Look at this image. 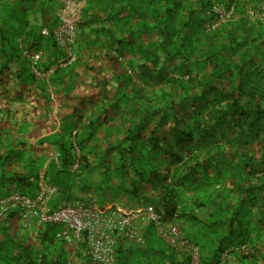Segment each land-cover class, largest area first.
<instances>
[{
	"label": "trees",
	"instance_id": "1",
	"mask_svg": "<svg viewBox=\"0 0 264 264\" xmlns=\"http://www.w3.org/2000/svg\"><path fill=\"white\" fill-rule=\"evenodd\" d=\"M262 2L264 0H148L147 6L153 5L151 10L155 13L153 22L162 35L159 44H165V48L162 46L161 53L152 59L138 62L131 75L113 57L107 78L104 74L103 79H92L89 83L90 86L97 82L104 85L105 81H110L112 87L105 84L102 89L115 98L108 109L115 112L117 105L122 103L124 113L117 120V125L124 130L120 133L112 124L114 135L104 142L106 145L101 152L92 155L101 165L114 154L119 162L117 171L131 182L126 192L163 211L166 223L177 224L180 229L181 221L187 216L195 220L205 217L204 221L214 216L204 201L198 199L190 201L191 211L179 206L176 196L179 189L182 197L189 193L243 195L239 203L226 198L217 203V212L220 209L224 212L213 224L226 223L229 232L219 242L213 256L201 257L202 261L211 263H216L225 250L232 248L224 264H264V49L258 47V57L250 48L259 38L255 34V25H263V22L250 20L249 17L254 16L246 9L256 10ZM215 3L227 8L232 6V18H237V22L228 21L208 32L205 25L214 19L210 10ZM48 38L52 40L50 36ZM125 42L127 46L133 45L131 34ZM14 50L13 61L18 62V69L12 70L7 61L0 64V144L8 143L10 137L13 147L31 150L32 155H27L28 160L21 162L18 160L21 153L0 151V185L8 191L7 195L17 187L20 193L27 194L28 191L27 196L34 197L38 193L41 160L47 157L33 151L34 145L30 143L38 132L52 129L51 114L53 108H59L51 103L54 96L66 102L70 96L76 100L84 99L85 92L66 85L52 88L54 95L46 83L35 80L29 68L33 53L25 56ZM127 50L123 48L121 52L130 60ZM150 50L153 49L147 52ZM57 59L49 66L42 62L38 69L48 71ZM76 61L77 55L72 65L54 69L47 76L48 82L60 83L57 75L70 72ZM70 73L72 76V71ZM132 76L143 83H133ZM154 84H157L156 94H153ZM152 94L156 95L155 99ZM72 107L84 112L83 103H72ZM150 109L156 114L155 119L146 117ZM81 117H77V124L63 138L57 131V162L51 159L43 169L45 183L55 188L48 201L49 208L78 200L79 194L89 189L81 180L78 183V179L85 178L84 174L92 170L91 166H98L88 154V137L84 140L80 133L85 132L86 127L94 129L108 121ZM21 163L25 167L19 168ZM74 163L76 169H72ZM103 171L105 175L111 174L109 169ZM201 180L205 185H212L211 189L201 188L198 183ZM232 208L235 211H231ZM242 211L244 216L240 214ZM16 218L19 219L18 211L10 210L0 218V224ZM56 226L43 225L34 240L53 239L52 230ZM147 229L142 246L149 247L141 257H146L151 249V255L160 258L151 264H178L176 252L159 243L151 227ZM31 230L15 240L32 238ZM64 244L52 264H71L72 256L75 254L80 258L79 254L85 248L83 242L72 248ZM125 245L121 236L116 250L118 264H125L131 254L130 248L135 247ZM31 247L19 243L15 251L19 257L23 252L29 257Z\"/></svg>",
	"mask_w": 264,
	"mask_h": 264
},
{
	"label": "crops",
	"instance_id": "2",
	"mask_svg": "<svg viewBox=\"0 0 264 264\" xmlns=\"http://www.w3.org/2000/svg\"><path fill=\"white\" fill-rule=\"evenodd\" d=\"M147 1L77 0L79 19L76 28V41L74 47L77 61L72 67V76L70 73L71 71L65 72L64 74L60 73V75L58 74L57 77L60 78V83L48 82L47 76L49 73L47 71H41L40 69L39 71L45 74L40 78L35 75L33 76L36 81L46 83L47 88L52 91L54 95L55 93L52 88H60L68 85L73 88L78 87L80 90L84 91L85 98L76 100V97L72 98V96H70L69 100L64 102L59 100L60 97L59 99L57 96L53 97L51 103L56 107L59 105V108H53L51 114V118L54 121L51 127L52 129L50 131L38 132L37 136H35L30 143L34 145L33 151H38L40 154L44 153V155L46 154V160H41L40 171H43L47 162L52 159L51 154H55L58 149V144L56 142L57 131L60 132L61 137H64L66 135L65 133L69 132V129L77 124V117L79 116H82L81 118L86 120L106 119L108 121L95 126L94 129L86 127L84 129L85 132L80 133V135L82 134V136H84V140L88 137L86 146L88 148V154H90L92 158L95 157L92 155L93 153L102 151V147L104 148L106 145L104 142L109 139L108 137L114 135L113 133L115 132H113L111 128L112 124L116 126L115 128H117L120 133L121 130H124V127L120 128V126L117 125V120L124 116L121 110L123 107L122 103L117 105L118 109L115 112H112L108 108L111 101H114L115 98L110 96L109 93L106 94V92H102V89L105 88V84L111 88L112 83L110 81H105L103 85V83L99 84L95 81L96 85L91 84V86L89 83L92 79H103L104 74L106 75L105 78H107L106 72H109L110 61L113 57L117 58L120 65L127 68L128 74L131 75L132 68L136 67L138 62L152 59L161 53L162 46L165 48V44H159L161 41L159 37L161 36L162 38V35L153 22V17L155 16V13L151 10L153 5L151 6V4H149L147 6ZM131 3H134V6H131ZM59 7V0H0V64L3 61H7L12 65V70L16 71L18 69V62L14 63L13 61V56L15 55V52L13 53V51H15L14 48L25 56L28 53L36 52L35 49H38L37 51L41 53V58L37 64L38 67L41 66L42 62L49 66L54 59L59 58V56L61 57L63 55L62 51L58 47L52 45V40L41 32L46 29L50 31L53 29V26L57 25ZM250 8L251 7H247L246 9L249 10ZM249 19L257 21L256 17H249ZM230 21L236 23L237 18H232ZM207 25H209V23ZM254 29L256 36L259 38L255 42H252L250 48L260 57L258 47L262 50L264 49V24L255 25ZM130 34L132 38H134V42L132 46H127L128 44L126 45L125 41ZM34 44L35 46L31 47ZM123 48L128 49L126 55L130 60L125 59V53L121 52ZM149 49H153L152 52L151 50L147 52ZM131 80L135 84L141 85V83H143L133 76ZM143 86L146 87L145 84H143ZM153 90V94L158 93L157 84L153 85ZM153 94L152 97H154ZM155 98L156 95L153 99ZM72 103L73 105L83 103L84 112L81 113L73 109ZM155 103H157V101H155ZM146 117L155 119L156 114H152L150 109L149 111L147 110ZM8 138V143L0 144V151L6 149L11 150L13 154L21 153V159L18 158V160L26 162L28 156L32 155L31 150L25 151L23 147L17 146L16 144L15 146H17V148L13 147L14 143L11 142L12 140L10 137ZM63 141H66V137ZM109 157L110 159L107 163L101 162V165H99L100 161L98 162V158H94V162L97 163L98 166H91L92 170L85 172V178L82 177L78 179V183L81 180V182H84L83 185L89 189L80 193L78 200L75 201L84 203L85 205H93L95 208L101 209L106 206L118 207L125 213L140 211L146 203L140 198L133 197L126 192L127 188H130L131 182L117 171L119 162L116 161L114 154H110ZM21 166L25 167V164L21 163L18 167L20 168ZM104 168L109 169L111 174L105 175L103 171ZM198 183L201 188H203L202 186H206L209 189L212 187V185H205L202 183V180ZM179 190H177L178 195H176L179 199V206L182 205L183 208L191 211L193 210V206L190 201L192 199H198L204 201L209 212H214V216L210 218V220L206 219L204 221L205 217H199V219L195 220L187 216L180 223V235L190 239L194 244L199 246L202 259L210 258L214 255L215 248L220 245L219 242L222 241L229 232V226L226 223L224 225L222 223L213 224L215 219L220 218L219 214L224 212L223 209L217 212V203H219V200L222 198L230 199L234 203H239L243 195H191L189 193L182 197ZM213 190L215 191V186ZM15 191L19 192L20 190L16 187L14 191L10 190L9 194ZM7 193L8 191H5L3 186L0 185V199L5 197ZM184 193L186 192L184 191ZM28 194L29 192L27 191V194L24 195ZM251 197L252 196L249 198ZM234 207L237 208L236 205ZM235 208H232L231 211H235ZM243 213L242 211L240 214ZM244 215L245 214H243V216ZM42 226L43 225L34 221L31 223L30 227L23 228L18 218L6 222L3 225L0 224V264H27V262L52 264L55 260V255L64 244L62 240L56 239L55 233L62 230L63 227L58 225L52 230L51 237L53 239L49 241H35L34 239L39 235ZM28 230H31L32 234L29 235L32 236V238L26 241L15 240L16 237L19 238L23 235V232L26 234L30 233ZM147 230L148 229L143 230L145 236L148 233ZM151 232L153 233L152 230ZM156 240L166 246L160 239L157 238ZM19 243H24L25 246H32L31 250H28L29 257L27 254H24V252L21 257L16 253L15 248ZM126 244L125 247L127 248L130 247L129 245L135 247L130 248L131 254L128 256L125 264H151L156 263L159 261L158 259H160L159 255H151V249H149L150 253L147 255L148 257H141L142 252L149 246H139L130 242ZM76 246L77 245H71L70 247ZM25 252H27V250ZM79 255H81L80 258L79 256L75 257V254L72 256L71 264H93L85 255L84 250ZM176 259L178 260L177 263H182L185 258L182 259V257L177 254ZM229 262H231V260H229Z\"/></svg>",
	"mask_w": 264,
	"mask_h": 264
},
{
	"label": "built area",
	"instance_id": "3",
	"mask_svg": "<svg viewBox=\"0 0 264 264\" xmlns=\"http://www.w3.org/2000/svg\"><path fill=\"white\" fill-rule=\"evenodd\" d=\"M60 7L57 13L58 23L54 28L42 30V34L50 36L54 45L62 51L59 57L48 69L51 73L58 67L72 65L76 60L74 51L76 41V28L79 19L77 0H59ZM213 21L206 25V30L215 28L230 21L233 15V7H225L215 3L211 6ZM249 15L256 17L264 24V2L258 5L256 10L249 9ZM41 58L39 51L30 56V68L33 74L40 78L45 73L38 69ZM74 151L78 154L75 147ZM58 154H51V158L57 162ZM76 169V163L72 166ZM38 193L34 197L12 192L0 199V218L10 210L19 213L20 224L24 228L31 226L32 222L42 225H61L63 228L55 233L58 240H62L66 246L85 244V255L95 264H118L117 247L122 236L125 243L143 245L145 243L144 229L151 227L156 238L163 241L166 246L182 257L180 264H224L226 255L232 248L225 250L216 263L202 261L199 247L190 239L180 235L177 224H168L164 221L163 211H158L151 204H145L140 211L125 213L118 207L106 206L95 208L77 201L65 206L49 208V198L55 193L53 186L44 181L43 171H39L37 179ZM176 216V215H175ZM178 263V264H179ZM69 264V263H67Z\"/></svg>",
	"mask_w": 264,
	"mask_h": 264
}]
</instances>
